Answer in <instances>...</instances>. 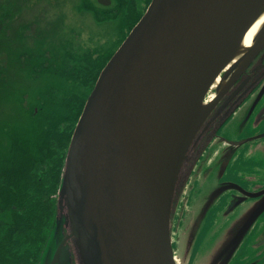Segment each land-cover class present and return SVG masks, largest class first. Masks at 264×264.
<instances>
[{"label": "water", "instance_id": "obj_1", "mask_svg": "<svg viewBox=\"0 0 264 264\" xmlns=\"http://www.w3.org/2000/svg\"><path fill=\"white\" fill-rule=\"evenodd\" d=\"M263 13L264 0H150L84 102L39 264H71L72 254L77 264H177L173 198L210 112L205 96L218 81L231 84L263 45L264 21L244 44ZM230 187L209 194L190 228L187 257L206 211ZM259 195L229 235L264 213V192ZM222 241L202 264L230 259L235 249L223 251L232 243L222 249Z\"/></svg>", "mask_w": 264, "mask_h": 264}, {"label": "flooded vegetation", "instance_id": "obj_2", "mask_svg": "<svg viewBox=\"0 0 264 264\" xmlns=\"http://www.w3.org/2000/svg\"><path fill=\"white\" fill-rule=\"evenodd\" d=\"M109 1L108 5L98 4V7L111 6L112 0ZM149 2L150 0L148 2L147 0H130L129 4L135 9L132 11V19L134 21L129 27L124 29L122 34L119 23L124 16L120 15L118 21L112 18L104 20L102 23H97L96 21L94 23L92 13L88 9L86 11L73 9L74 17H79L81 22V24H69L73 27L71 33L74 38L70 39V43L67 42L66 44L62 43L61 37L54 39L53 44H56L58 48L60 47L59 50L61 52L52 57L51 55L45 56V58L52 60V63L42 62L38 64L42 67L43 65L54 67L53 70L50 69V71L46 72L49 76L48 78L44 77L43 72L45 73V71L41 69V71H26L28 78L33 75L31 88L35 89L36 85L42 88L47 84L50 92L58 93L61 96V80H63L61 79V69L67 68L68 65L65 61L70 63V55L62 53L61 45L73 46L74 50L79 52H91L94 57L98 55L95 45H116L111 53L112 55L144 13ZM57 10L59 9L56 8L55 11L56 26L61 23V13L60 10ZM84 15L90 16L89 19L92 20L93 30L83 24ZM59 24L57 32L60 33V30H58ZM26 41L31 43L32 39H27ZM111 55L109 57L107 55L105 58L106 62ZM25 57L29 59L41 58L38 55H26ZM30 64L36 65L37 63L30 61ZM12 66L13 64L9 61V82L12 84L10 89L8 86V94L9 90L21 91L25 83L24 77L19 76V78L16 77L17 81L13 82L14 72ZM81 84L83 85L84 81ZM23 91L28 102V91L25 89ZM86 98L82 103V107ZM205 102L209 105L210 112L205 124L189 147L173 198L171 239L176 262L181 264L183 259L187 262V258H189L187 264H195L196 255L194 251L197 248L200 249L219 234V238L216 239L214 245L200 259L198 264H202L205 261L206 256L216 244L222 241L224 236L227 238L222 241L223 243L220 246L223 249L224 245L227 247L230 242L232 243V248L229 250L224 249L223 251L235 250L230 259L228 258L224 262L226 257L224 256L220 264H223V262L225 264H264V213L257 216L249 227L251 230L249 228L244 230L247 231L249 229L243 236L238 235V233L244 232L240 229L242 223L239 224L237 231L234 230L230 235L227 232L232 223L238 220L259 200V193L264 192V43L231 84L225 85L224 80L215 83L208 90ZM51 104L50 101H47L45 104L32 105L33 112L37 113L42 106ZM25 108H27V105L23 106L22 109L24 110ZM16 115L18 118L15 121L11 120L9 123L8 96L6 117L8 137L9 131L13 132V124L24 122L19 112H16ZM77 119L74 123L71 120L73 127L65 146V156ZM68 121V119L60 121L57 125L59 133L60 128L62 130L68 129L70 125V123L67 124ZM38 125L40 123H36V126ZM12 153L21 154L24 151L16 149ZM225 186L231 187L220 193L206 211L196 230L194 241L189 246L187 257V237L193 221L204 209L212 190L219 187V189H223ZM180 204L181 206H179ZM214 206L215 212L212 214L210 211ZM186 212L187 217H185ZM233 233L236 234L235 237L232 236Z\"/></svg>", "mask_w": 264, "mask_h": 264}, {"label": "trees", "instance_id": "obj_3", "mask_svg": "<svg viewBox=\"0 0 264 264\" xmlns=\"http://www.w3.org/2000/svg\"><path fill=\"white\" fill-rule=\"evenodd\" d=\"M129 2L130 0H112L111 6L99 8L96 0H78L73 9H88L97 23L112 18L118 21L120 15L124 16L119 23L122 34L134 21L132 11L135 9ZM15 4V0H0V51H6L13 64V82L17 81L16 77H24L25 82L31 85L33 75L28 78L26 71L41 69L46 73L53 70V66L42 67L38 64L52 63L45 56L52 57L61 52L60 47L53 44L54 39L61 37L62 43L66 44L74 38L71 33L73 27L63 17L60 20L62 22L58 23L60 33L57 32L56 18L53 22L39 23L37 27H31L29 22L18 23L20 17L16 15L20 9L14 11ZM31 28L34 32L28 34L27 31ZM8 31L12 39L7 37ZM27 39H32V42L28 43ZM95 47L98 53L96 57L91 52H79L73 46L61 45L62 53L70 55V63L65 61L67 68L61 69V96L42 88L37 89L35 105L45 104L47 101L52 104L42 106L37 113L33 112L32 106L28 108L27 105L24 109V122L13 124V132L9 131V137L7 120L0 119V264H39L55 224L57 191L64 164L65 146L73 127L71 120L74 123L77 119L83 101L106 62L105 58L111 55L116 45ZM26 55H38L41 58L29 59ZM30 61L37 64L32 65ZM2 62L3 59L0 58V105L3 102L8 103V86L12 84L9 82V66L6 68L1 65ZM45 73L43 72L44 77L48 78ZM11 117L18 118L15 111ZM63 119H68L70 122L67 124L70 125L67 130L60 128L59 133L57 125ZM9 120L10 123L11 119ZM36 123L40 125L36 126ZM16 149L24 153L13 154L12 151Z\"/></svg>", "mask_w": 264, "mask_h": 264}, {"label": "rangeland", "instance_id": "obj_4", "mask_svg": "<svg viewBox=\"0 0 264 264\" xmlns=\"http://www.w3.org/2000/svg\"><path fill=\"white\" fill-rule=\"evenodd\" d=\"M16 4L13 7V10L16 11L17 9L19 10V13L16 15V17H20L17 22H29L31 27H37L39 23L41 24H46L47 22L51 21L53 22V19H55V11L56 8L60 10V17L65 20L66 23L75 25V24H81L79 17H74L73 14V5L78 1V0H15ZM91 1V0H90ZM93 1V0H92ZM97 1V0H96ZM15 8V9H14ZM57 10V11H59ZM75 13V12H74ZM76 14V13H75ZM78 15V14H76ZM90 16H85L83 20V24L89 27L90 30H93L92 27V20L89 19ZM60 19V20H61ZM62 22V21H61ZM94 22V20H93ZM17 23V24H18ZM95 23V22H94ZM14 27L16 25L12 23ZM33 28H31L29 31H27L28 34H32ZM9 31L7 32V37L12 39L13 37L10 34L9 37ZM69 35V32L67 33ZM17 43V41H16ZM0 58L3 59V62L1 65H5L6 68L9 66V56L7 55V52H1L0 51ZM25 87H23L25 90L28 91L29 94V100L27 102V97L23 89L21 91H10L9 90V119L11 120H16L15 118H12L11 116L14 115V111L19 112L20 116L24 119L26 117V112L22 109L23 106L28 105V108L32 105H35L37 102L35 101V97L37 95V89L40 88L39 85L35 86V89H32L29 83L25 82ZM7 84V83H6ZM11 87H9L10 89ZM44 88L46 91H49V87L47 84L44 85ZM7 102H3L0 105V119L2 120L3 118L7 117V107H6ZM181 206V204L179 205ZM188 209V208H187ZM186 209V210H187ZM214 209L215 206L211 208L210 213L214 214ZM218 213V211H217ZM219 214V213H218ZM185 217H187V212L185 214ZM228 225V224H226ZM227 227V226H226ZM64 232L67 229L65 225H63ZM251 230V229H250ZM219 238V234L215 236L212 240H210L207 244L203 245L200 249H196L194 251L196 255V262L195 264H198L200 259L204 257L205 254H207L208 250L214 245V242L216 239ZM199 250V251H198ZM193 253V254H194ZM187 258V263H188ZM71 264H77L74 255L72 254L71 257Z\"/></svg>", "mask_w": 264, "mask_h": 264}, {"label": "bare ground", "instance_id": "obj_5", "mask_svg": "<svg viewBox=\"0 0 264 264\" xmlns=\"http://www.w3.org/2000/svg\"><path fill=\"white\" fill-rule=\"evenodd\" d=\"M263 21H264V13L255 21V23L247 31L244 38V44L247 45L252 41L255 31Z\"/></svg>", "mask_w": 264, "mask_h": 264}]
</instances>
